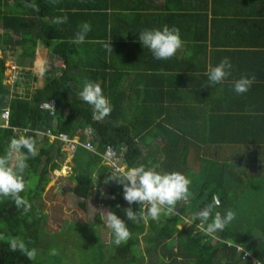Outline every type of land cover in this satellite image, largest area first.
Wrapping results in <instances>:
<instances>
[{
  "label": "trees",
  "instance_id": "obj_1",
  "mask_svg": "<svg viewBox=\"0 0 264 264\" xmlns=\"http://www.w3.org/2000/svg\"><path fill=\"white\" fill-rule=\"evenodd\" d=\"M34 2L39 11L22 5L24 8L16 11L0 12V51L3 52V57H0V155L4 154L10 139L20 135L33 136L38 149V155L27 161L28 167L24 173L27 186L21 193L31 204V210L22 215L10 198L0 196V264H46L52 259H44L40 255V259L31 261L21 252L11 251L8 240L13 237L22 239L29 250L36 247L37 256L41 246L50 245L63 252L70 245H65V237L56 239V243L52 244L54 233L45 227L47 215L42 199L52 173L61 169L59 157H66V153L62 150V143H51L46 137L39 138L35 131L51 129L53 133H64L72 140L78 136L76 127L80 128L79 139L83 146L76 145L70 176L74 183L68 187L82 201L79 204L81 211L89 212L90 203L102 202L104 206L100 208L114 211L127 222L123 209L131 207L133 211L140 210L139 204L129 205L124 200L123 186L109 179L112 172L116 175L120 173L116 171V166L102 161L101 154L106 147L115 153L118 166L159 165L158 171L180 172L192 181V196L187 202L177 203V215H161L159 221L149 220L147 224L128 221L132 238L119 247L111 242L110 235L109 243L101 237V213L94 211L93 217L84 225L97 230V233H89L94 236V242L83 240L85 249L81 252V264H253L251 255L257 256L264 264V199L257 197L262 182H256L259 185L253 189V194L248 191L246 195L234 198L222 171L224 166H218L213 152L194 144L187 132V122L193 120L190 114L198 112L197 120L192 123L204 120L205 135L208 137L206 143L248 144L249 139H243V134L253 128L252 134L257 135L259 140L255 138L251 141L253 145H258L264 134V128L258 125L264 119V108H256V116H253L252 110L245 115L237 110V115L226 116L222 95L216 94L210 85L211 90L206 87L207 82L191 86L193 75L190 61L187 59V69L184 68V61L176 57L178 53L168 61L161 60L160 65L167 62L162 67L154 63L155 58L150 50V60L146 56L141 60L139 53H134L133 57L138 58V63L132 67L131 73L119 67L123 62L121 56L127 53L113 49L109 56L112 61L105 63L106 68H100L80 55L87 45L105 48V38L109 36L96 33L102 29L107 31L109 21L103 22L98 17L102 13L97 12L106 6L103 3L90 5L71 0ZM63 16H67L66 23H53L55 18ZM203 19L207 20L182 17L181 22L192 23L194 30L199 32ZM84 22L91 25V31L85 42L73 43ZM111 38L114 39L112 47H121L118 37ZM190 45L187 42V54ZM38 46L45 47L52 60L46 63L52 74L48 72L42 75L41 86L37 83L38 76L32 71ZM9 57L14 58L17 69L13 86L4 83L5 63ZM181 58L186 60L183 55ZM53 61H59L61 67H56ZM85 80L99 82L104 95L110 100L112 111L103 120H94L92 106L79 97ZM229 86L226 88H233V85ZM11 88L15 90L10 93ZM20 88L22 92H18ZM52 101L56 108L53 112L43 107ZM4 109H8L5 118L2 117ZM249 123H254L250 129L247 126ZM86 128H91L94 133L85 135ZM210 140L214 141L208 142ZM88 142L95 144L96 153L85 147ZM31 178L36 180V185L27 189ZM105 186L109 190L106 199L101 201L100 195ZM58 189L62 193L68 191L60 185ZM213 194H218L221 201L218 211L224 214L232 209L237 215L241 212L243 221H233L223 232L217 233L215 240L196 230L199 219L192 226L178 227L183 218H191L205 203L211 202ZM258 199L259 207L252 212ZM238 203L242 204V208L236 206ZM69 220L76 221L73 218ZM42 234L48 237L44 245L39 241ZM237 244L250 255L246 257L245 251L238 252ZM72 255L80 259L79 254ZM64 259L57 254L52 260L56 264H65ZM72 262L66 264H74Z\"/></svg>",
  "mask_w": 264,
  "mask_h": 264
},
{
  "label": "crops",
  "instance_id": "obj_2",
  "mask_svg": "<svg viewBox=\"0 0 264 264\" xmlns=\"http://www.w3.org/2000/svg\"><path fill=\"white\" fill-rule=\"evenodd\" d=\"M35 1V0H34ZM77 3H103L106 7L100 11L102 15L98 16L103 22L109 21L107 31L99 30L96 35H108L105 42L111 39V36L117 39L121 47L117 52L127 53L121 56L123 60L119 64L122 71L133 73V66L137 65V59L141 60L146 56L150 60V51L144 48L138 41V35L146 29L163 28L165 25L180 28L183 48L176 55L178 60L184 61V68L187 69V59L190 61V72L193 75V84L203 82L210 90L222 95L226 116L237 115V110L243 111L244 115L252 110L253 116H256V108H264V0H71ZM32 2V0H30ZM39 4V2H37ZM23 0H0V12L16 11L24 8ZM89 10V9H84ZM192 16V17H190ZM31 17V16H30ZM182 17L186 19H203L199 32L194 30L192 23L185 24L181 22ZM193 27L190 28V25ZM1 32V29H0ZM215 36L212 42V34ZM114 39H111V42ZM89 42V41H86ZM110 42V43H111ZM187 42L191 43L187 54ZM112 45V44H111ZM38 52L43 58L52 62L49 58L48 50L43 46H38ZM122 53V54H123ZM134 53H139L135 58ZM112 52L107 48H97L87 45L81 50V57H86L87 61H92L98 67H105L106 62H111L109 57ZM230 54V55H228ZM185 56V59L181 57ZM92 58H89V57ZM39 57V55H38ZM228 57L232 64L231 76L217 86H207L208 79L205 77L208 67L216 66L222 58ZM41 58V57H39ZM154 61V60H153ZM164 61V60H162ZM161 60L155 59L154 63L158 67L165 66L167 62L160 65ZM168 61V60H166ZM56 67H61L59 61H54ZM149 71V70H148ZM50 72L47 67L45 74ZM34 75L38 76L35 72ZM43 75V74H42ZM243 76L255 77L249 91L244 94H237L233 88L227 89L229 84L233 85L236 80ZM38 85H42V77L38 76ZM41 84V85H40ZM230 87V86H229ZM217 95V96H218ZM233 109H230V106ZM208 106V105H207ZM199 110V109H198ZM249 110V112H248ZM200 111V110H199ZM248 112V113H247ZM190 114V113H188ZM192 115V121L187 122V132L194 144L201 145L214 153L218 166L222 165V171L225 179L229 181V188L234 198L244 196L258 186L256 182H262L257 197L264 199V134L261 143L253 145L257 135H253V128L243 134V139H249L248 144L224 145L206 143V123L204 120L192 123L197 120L198 112ZM264 117V114L262 118ZM261 128H264V119L261 120ZM186 124V122H184ZM251 125L247 124L248 129ZM259 128V127H258ZM257 128V129H258ZM245 132V131H243ZM255 136L253 138V136ZM214 138V137H213ZM253 140V141H251ZM210 140L208 142H213ZM194 148V147H193ZM218 169V168H216ZM221 178V175L219 174ZM247 185L248 187L246 188ZM246 188V189H245ZM245 189V190H244ZM246 191V193L244 192ZM259 199L253 205L252 212L259 207Z\"/></svg>",
  "mask_w": 264,
  "mask_h": 264
},
{
  "label": "clouds",
  "instance_id": "obj_3",
  "mask_svg": "<svg viewBox=\"0 0 264 264\" xmlns=\"http://www.w3.org/2000/svg\"><path fill=\"white\" fill-rule=\"evenodd\" d=\"M23 2L25 7L39 11L38 5L34 0H32V2H30V0H23ZM66 22L67 16L57 17L53 20L55 24ZM90 31L91 25L84 22L80 25V29L72 42H85L86 36ZM111 39L107 41L105 47L108 51L113 52L110 43ZM138 41L144 48L149 49L157 60H168L172 58L184 45L180 29L175 26L169 27L168 25L163 26L162 29L156 28L141 31L138 35ZM231 70L232 64L228 57L222 58L216 66L210 65L206 72L208 79L207 86H217L221 84L231 76ZM254 82V76H243L234 82L233 90L237 94H244L250 90ZM79 97L82 101L92 106V118L94 120H103L112 111L110 100L104 95L102 86L99 82L85 80L82 90L79 92ZM47 106L48 105H46V107ZM51 106L53 105L51 104ZM55 109L56 108H54V110ZM5 110L8 112V109H4V111ZM86 129L87 132H85V135L88 136L94 133L91 128ZM14 130L16 131L17 129ZM35 134H37L39 138H48L51 143H63V141L61 142L58 139L51 140V136L58 137L66 135L64 133L55 134L51 129L37 130ZM66 138L69 141H74L77 136L72 140L68 135H66ZM73 145L76 149V145L83 146L80 143V139L78 143H74ZM93 146L94 149L90 151L96 153L95 144ZM109 150L110 148L106 147V151L101 154V157L104 164L111 166L105 158ZM63 152H65L66 157H68L67 152ZM37 155L38 149L36 147V140L33 136L29 135H20L19 137L11 138L4 154L0 155V196L10 198L16 208L21 211L22 215L27 214L31 210L29 201L21 196V193L25 191L27 186L24 173L28 167L27 161L30 158H35ZM119 167L120 168H117L116 171L120 174L116 175V173L112 172L109 179H114L123 186V198L129 205H140L139 211H133L131 207L123 209L126 213L127 222L132 221L138 224L143 221L147 224L149 220L159 221L161 215L168 217L175 216L178 214L176 209L177 203L180 201L187 202L192 196L190 191L192 181L188 176L180 172L168 173L158 171L159 165L146 167L140 164L139 166L126 169L121 168L122 166ZM60 170L55 171L59 172ZM220 203L219 195L213 194L211 196V202L205 203L191 218H183L181 223L178 224V227L192 226L193 223L199 219L200 223L196 225V230H199L207 237L215 240L217 238L216 234L218 232H223L236 218V212L232 209L226 210L224 214L218 211L217 208L220 206ZM103 210L100 218L104 226L110 230L111 242L117 247L127 243L132 238V232L127 222L121 219L114 211ZM228 244L231 243L228 242ZM8 245L11 251H19L26 255L29 260L34 261L36 259V249L33 248L29 250L25 242L18 237L10 238L8 240ZM236 247L238 252H248L243 246H240V244H237ZM246 252L245 256L247 257L250 253ZM50 255H57V251L51 249ZM256 264L263 263L257 261Z\"/></svg>",
  "mask_w": 264,
  "mask_h": 264
},
{
  "label": "rangeland",
  "instance_id": "obj_4",
  "mask_svg": "<svg viewBox=\"0 0 264 264\" xmlns=\"http://www.w3.org/2000/svg\"><path fill=\"white\" fill-rule=\"evenodd\" d=\"M39 50H37L36 52V59L33 62V66H32V71L35 72L36 74H38V76L42 77V74H44L45 70H47V59H46V63H45V59L43 58L44 56H42L39 52ZM8 54V52L6 53ZM41 57V61L40 59L37 57ZM0 57H3V52L0 51ZM37 61H39V64H37ZM54 63V61H53ZM56 65V63H55ZM17 77V69L15 67V63H14V58H8L6 63H5V70H4V83L7 84V86H13L15 84V79ZM15 78V79H14ZM41 85V84H40ZM15 89L11 88V90L9 91L10 93L13 92ZM23 89L20 88L18 89V92H22ZM85 132H87V129L84 130ZM75 132L78 133L77 138L74 139L73 142L78 143L79 142V136L81 135V131L79 127L75 128ZM66 137V135H64ZM154 148V147H153ZM67 149V155L68 157H59L58 161L61 163V170L59 172L55 171L52 173V179L51 182L47 185L43 195H42V199H43V204H44V213L45 215H47V220L45 223V227L52 233H54V236L52 237V244L56 243V239H61L62 237H65V241L64 239L61 241L65 243V245H69L68 247H66V251L63 250V252H59L57 251V254L59 256V258H63L64 259V263H68L71 260H73L72 263L74 264H81L82 262V256H81V252H83V248L85 249V244L83 240L86 241H90L93 240L94 242V236L89 234L92 232H96L97 230L93 229L91 230L90 228H87V225H84L85 222L89 219L93 217V212L94 211H99L100 213H102L106 208H100V206H104L103 203L101 202L99 203H90L92 204L90 206V211L89 212H84L81 211L79 208V204L80 202H82L81 200H79L78 198H76V196L72 193V191H70V188L68 186H71L74 182L71 180L70 176L72 174V168H73V164H72V158L74 156V153L76 151L75 146H70V147H66ZM111 163V162H108ZM121 168H125L126 166H122ZM36 185V180H34L33 178H31L28 182V188H34ZM59 185L64 188H66V190L64 193H62L58 188ZM108 188L105 186V188L102 191L101 196V201H103V199H106V194L108 192ZM237 207L242 208V204H236ZM107 210V209H106ZM242 211V210H241ZM241 212L237 215L236 214V218L234 219V222L236 220V223L243 221V217H240ZM76 219V221L74 220H69V219ZM77 223V225H73ZM73 225V226H72ZM83 227H82V226ZM72 226V228L70 229V231L68 230L70 227ZM86 226V227H85ZM85 227L84 233H83V229ZM100 230L102 231L101 237L104 238V240L106 242L109 243V232L110 230L107 229L104 224L103 221L101 220V228ZM258 230V229H257ZM87 233V234H86ZM260 234V232L258 233ZM217 235V234H216ZM47 236L42 234L40 235V242L42 245H44L45 241H47ZM69 240L71 241V243L69 242ZM60 241V240H58ZM142 244H144V242H142ZM42 248H38L39 251V255L37 256L36 254V258H41L40 255H42V257L44 259L46 258H52L54 259L55 256L50 255V250L53 249L52 246L47 245V246H41ZM110 247V246H109ZM34 249H36V253H37V248L34 247ZM73 254H79V258H74ZM264 256V254H263ZM42 258V259H43ZM252 258V262L253 264H256V262H259V259L257 258V256L255 255H251ZM50 259L49 261H47L46 264H56V262H54V260Z\"/></svg>",
  "mask_w": 264,
  "mask_h": 264
},
{
  "label": "built area",
  "instance_id": "obj_5",
  "mask_svg": "<svg viewBox=\"0 0 264 264\" xmlns=\"http://www.w3.org/2000/svg\"><path fill=\"white\" fill-rule=\"evenodd\" d=\"M15 79V78H14ZM51 104L53 105V106H51ZM46 105H48L47 107H46ZM43 107L45 108V109H48V110H50L51 112H53V110H54V108H55V103L52 101V102H49V103H47V104H44L43 105ZM7 110H5L4 112H3V114H2V117H7ZM51 138V140H56V139H58V140H60L61 142L63 141V147H62V150L63 151H66L67 152V149H66V147L68 148V147H70V146H73V144L75 143V142H73V141H69L65 136H51L50 137ZM85 147L87 148V149H89V150H93L94 149V146L90 143V142H88L86 145H85ZM106 159H107V161L108 162H111V163H109L111 166H116V168H120L118 165H116V162L118 161V159L115 157V153L110 149L108 152H107V155H106V157H105ZM246 252V251H245ZM246 253H248V252H246Z\"/></svg>",
  "mask_w": 264,
  "mask_h": 264
}]
</instances>
